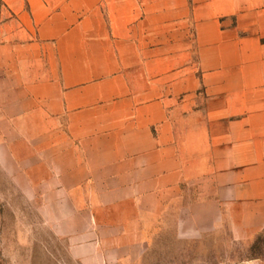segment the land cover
<instances>
[{"label": "crops", "instance_id": "0c3cea01", "mask_svg": "<svg viewBox=\"0 0 264 264\" xmlns=\"http://www.w3.org/2000/svg\"><path fill=\"white\" fill-rule=\"evenodd\" d=\"M0 77L1 104L63 117V182L194 235L264 230V0H0Z\"/></svg>", "mask_w": 264, "mask_h": 264}, {"label": "rangeland", "instance_id": "374dc122", "mask_svg": "<svg viewBox=\"0 0 264 264\" xmlns=\"http://www.w3.org/2000/svg\"><path fill=\"white\" fill-rule=\"evenodd\" d=\"M183 73H205L195 52ZM16 96L0 103V264H264V230L241 239L226 223L194 235L174 214L121 213L109 190L63 182V117L50 125L45 104L22 108Z\"/></svg>", "mask_w": 264, "mask_h": 264}]
</instances>
